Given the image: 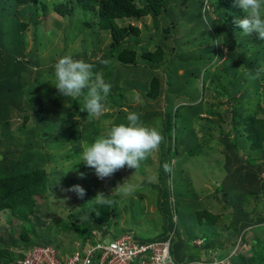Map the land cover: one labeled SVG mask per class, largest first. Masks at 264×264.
<instances>
[{"label": "trees", "instance_id": "trees-1", "mask_svg": "<svg viewBox=\"0 0 264 264\" xmlns=\"http://www.w3.org/2000/svg\"><path fill=\"white\" fill-rule=\"evenodd\" d=\"M206 2L211 3L218 14L216 18L212 17L209 25L214 33L220 31L224 40L221 49L212 46L220 52L218 58L225 53L223 47H228L223 72L227 73L228 67L239 72L241 58L234 55L239 54L243 55L242 62L247 60V67L253 68L254 73L258 74L256 81L252 83L255 86H249L248 78L243 80L244 83L240 82V85L246 87V92L242 86L232 87L231 96L236 101L231 111H222L220 102H211V98L205 101L200 98L198 87L201 85L197 84L195 89L189 83L193 70L191 64L186 61L177 63L178 44L170 46L168 54L162 43L173 35L176 36L175 31L179 29V16L173 14L175 8L179 7L183 11L179 13H184L190 28L194 22L202 21L206 24L203 20L204 16H208ZM25 5L31 6L26 11L29 16L26 20H21L17 9ZM53 10L68 21L65 33L71 28L77 31V37L82 34V50L68 55L77 59H89L87 49L94 37L92 54L95 59L89 63L94 65V72H102L105 81L112 85L110 94L103 101L107 112L97 119H87V112L80 111L83 97L79 100L63 97L46 80L47 77H54L53 65L57 61L56 57L52 58L51 49L46 48L48 34L42 30L41 17L48 14V6L42 0H0V214L8 215L9 222L16 219L32 223L33 220L40 224L42 218L36 212L41 210L38 196L45 195L47 199L50 192L57 193L58 174L52 173L58 171L65 174L86 167L83 162H79L83 149L77 143L79 144L82 135L91 144L114 124L127 123L126 116L129 112H136L146 126L155 124L146 122L150 119H161L163 128L159 132L163 136V142L160 145V183L152 184L160 192L159 203L170 218V225L154 237H141L136 233L139 240L166 239L175 229L172 225L173 212L170 213V210L171 207L177 208V200L173 181L168 182L172 180V173L166 172L163 165L172 158L185 156L187 160L202 151L204 148L201 147L208 143L224 146L229 153L235 152L240 146V139H243L242 149H246L248 153H244L243 159L233 157L231 160L235 162V171L242 172L237 183L245 185V191L238 188L239 185L233 190L232 184L230 189L235 198L226 188L220 190L218 187L208 194V197L216 199L211 211L202 210L195 215L200 225L205 222L204 217L209 218L205 223L210 224V230L196 231L197 233L191 230L184 237L176 228L175 235L179 236L182 245L174 243L173 238L171 252L175 257L174 249H186V261H195L204 259L201 256L202 250L219 249V257L222 258L226 256L229 247L235 246L240 236L247 239V232L251 227L264 228V117L259 116L264 112V40L258 39L255 32L249 36L242 33L237 21L244 14L236 6L235 0H60L53 4ZM74 15L78 17L74 19ZM148 17H151V26L144 24V29L140 28L138 23ZM31 24L33 44L27 51L26 33ZM40 29L45 35L39 32ZM232 30H235L236 35L241 34L243 41L252 42L253 48L249 44H242L238 38H233L235 34ZM143 32L145 40L141 38ZM156 35L160 36V43L147 48L146 40L155 38ZM46 49L49 50L48 53H45ZM64 55L67 54L63 52L61 56ZM104 60L109 61L106 66L101 63ZM183 60L180 57L179 61ZM181 69L187 71L183 73L180 72ZM201 70L202 67L200 72ZM32 72L34 75L30 82L23 85V73ZM207 82L201 86V95L206 90L210 91L216 80L213 78L208 85ZM250 88L253 89V96L251 93L247 95ZM236 94L239 96L235 97ZM183 96L189 98L185 99ZM33 102L39 108V123L36 126L30 121L31 109L35 108ZM185 107L189 108V112L179 120V111ZM19 114L24 119L17 132L29 136L22 139L23 142L13 131V126L20 119ZM184 116H188L187 123L182 121ZM75 117L80 119L74 120ZM80 125H83L82 129L79 128ZM187 133L192 139L190 146L186 144ZM252 160L255 163H251ZM149 161L147 159L146 163ZM144 163L145 161L140 164L139 169H146ZM73 180L74 178L71 181ZM224 183L222 187L226 185ZM104 199L107 203L89 202L88 206L75 211L77 213L70 214V218L67 217L65 221L62 219V226L66 229L75 228L78 239L83 241L91 237L94 230L108 234L110 227L118 224L121 198L119 194H112ZM226 212L233 214L232 222L227 226L226 221H221ZM179 213L181 217L183 212H177L178 222ZM184 217H187L185 213L182 215ZM218 222L219 225L215 226L214 223ZM229 227L233 233L228 231ZM127 230L132 231L123 229L121 233H114V236ZM186 230L188 231L187 226ZM31 232L42 239H34L26 231H18L14 225L0 231V264L16 263L24 256L21 250L35 245H50L53 241V235H43L36 228ZM197 237H202L203 241L200 245L193 246L190 242ZM259 239V235L255 234L248 252L250 256L240 251L232 254L231 264H264V241L259 243ZM182 256L181 254L177 258ZM185 259L178 261L185 262Z\"/></svg>", "mask_w": 264, "mask_h": 264}, {"label": "rangeland", "instance_id": "rangeland-1", "mask_svg": "<svg viewBox=\"0 0 264 264\" xmlns=\"http://www.w3.org/2000/svg\"><path fill=\"white\" fill-rule=\"evenodd\" d=\"M60 0H42V3L46 4L49 8V12L47 15L41 17L42 18V30L47 32L48 36L46 39L47 45L46 48L51 49V56L54 59L58 60V58L62 57L61 54L65 52L67 55L71 54V52L77 51L80 52L82 47L84 46L82 43V34L78 35L75 29H69L67 33L64 32L68 21L55 12L53 10V4ZM211 4V3H210ZM31 6H21L17 9V14L21 20H26L28 18V14L26 11L30 9ZM205 10L208 12V16H204L202 21L192 23L189 28L188 20L184 17V13L180 15L179 12H183L178 7L174 9V13L176 16H179V29L175 31L176 36L173 35L167 41H163L164 49L169 54L170 53V46H177V63L182 64L183 62H188L191 64L193 70H191L189 80L195 89H197V84L200 86L201 83H205V81L211 82L214 78L216 80L215 83L212 84L211 90H206L204 95L202 94L201 86L198 87V91L200 93V98L203 100H207L211 98V102H220V108L222 111L224 110H232L234 107L235 98L231 96L232 87L234 89L237 87L242 88L246 92V87L244 85H240V82L244 83L243 80L245 78L249 79V86H255L252 83L256 81L258 74L254 73V69L251 67H247V60L242 62V56L239 54H234L236 58H241V63L239 65L240 70L232 69L228 67L226 72H223L224 63L223 57H220L219 51L215 49H221L224 40L222 39V33L217 31V33L213 32V28L209 25L210 21L212 20V13L217 14L216 10H213L212 7L206 8ZM218 15V14H217ZM78 16L74 15L73 18L76 19ZM144 24L151 26L152 20L151 17L148 19L141 20L138 23V26L144 29ZM163 25V23H161ZM153 26V25H152ZM211 28H210V27ZM156 28V27H154ZM189 28V29H188ZM193 29H199L196 32H193ZM211 29V32L209 31ZM227 29V28H226ZM225 29V31H226ZM32 30L33 24L29 25V29L27 30V51L31 49L32 46ZM146 30V29H145ZM224 31V30H223ZM224 31V32H225ZM41 34V29L39 31ZM233 34L232 37L238 38L241 43L249 44V47L253 48V44L250 41H243V36L241 34H237L235 30L231 31ZM74 34H76L74 36ZM181 35H185V37H179ZM191 35V36H190ZM209 36V37H208ZM145 33L141 34V38L145 40ZM157 36L154 38H148L146 40L145 45L147 48L151 46H157L160 43L159 38ZM222 37V38H221ZM231 37V38H232ZM90 47H88L87 52L89 59L83 58L84 61L89 62L94 61L95 57L93 52L94 48V37L91 38ZM89 42V41H88ZM144 42V41H142ZM46 49L45 53H48L49 50ZM224 51L227 53L228 47H223ZM46 56V55H45ZM240 56V57H238ZM180 57L184 59L183 61H179ZM77 59L76 57H73ZM82 59V58H81ZM221 59V60H220ZM235 59V58H233ZM48 64V63H47ZM230 64V63H228ZM202 70L200 72V68ZM233 70V71H231ZM187 70H184V73ZM182 72V70H180ZM189 73V72H188ZM34 73H23L22 75V84L26 85L32 79ZM183 75V74H182ZM219 77V79H218ZM46 80L52 82L54 81V77H47ZM207 82V83H208ZM239 82V84H238ZM188 83V84H189ZM242 86V87H241ZM54 87V85L52 86ZM55 88V87H54ZM186 91V90H185ZM197 91V90H196ZM220 93V94H218ZM251 93V96L254 95L253 89L250 88V91H247V95ZM239 94H236L235 97H238ZM249 96V95H248ZM183 98L188 99L189 97L183 96ZM258 103V100L256 104ZM34 109H31L30 113V121H33V125L36 126L39 123L38 114L39 108L35 102ZM264 104V102H263ZM157 106V104L155 105ZM158 106L156 110H158ZM189 108L185 107L179 111L178 119L181 120V116L183 114H188ZM107 112V110H106ZM194 116V115H193ZM259 116L264 117V112L260 113ZM18 117L20 118L17 123L13 126L14 133L17 137L20 138V141L23 142L22 139H26L29 136L25 134H18L17 130L19 126L22 124V120L24 119L22 114H19ZM80 119L75 117L74 120ZM144 120V119H143ZM188 122V116H184L182 121ZM147 123H155L151 125H147L148 127L155 128L158 131L163 128L161 119H150L146 121ZM196 127L197 124H196ZM80 129L83 128V125L79 126ZM198 129V128H197ZM29 135V134H27ZM174 138V137H173ZM186 144L192 145V139L189 137L187 133ZM200 142V141H198ZM240 146L238 150L235 152L229 153L228 150H225L224 146H217L212 143H208V145H203L204 148L200 151L197 155L190 157L189 159L185 160V156L179 159L172 158L167 161V164L173 167L172 173V180L170 179L168 182L172 183L174 187V193L177 200V208L171 207L170 213L172 212H183L187 215V217L182 218L183 213H179V222L172 220L173 228H177V232H182L184 237L187 236L191 230L193 233H197L196 231H204L208 230L210 224H206L208 222L207 217H204L203 225L197 223L196 213H201L202 210L211 211L212 205H214L216 199L212 197H208V194H211L214 190L218 187L220 190L226 188L225 190L229 189L230 195L235 198V195L232 193L230 189L231 185L233 184L234 189H236V185L238 188H242L245 191L244 186L238 184L237 182L241 179L242 172L235 171L233 167L234 160H231L233 157H244V153L247 154L248 151L246 149H242L244 147L242 144L243 139L239 141ZM84 144H88L87 139L81 137L79 144L77 146L82 148ZM71 146H69L70 148ZM67 148V149H69ZM73 149V148H72ZM71 149V150H72ZM222 150V151H221ZM253 153V152H252ZM250 154H248L249 156ZM162 157V152L159 150L153 153L148 159L149 162L145 165L146 169L141 167V169H134L128 168L125 166L124 168L117 170L112 176L107 177L105 179H99L94 169H90L88 167L80 168L71 172H66L65 174L60 173L58 171L53 172L52 174H58V179L56 181V188L57 193H49L48 198L47 196L41 195L38 196V202L41 203V210L36 211L37 215L42 218V222L38 224L36 221L32 220V223H25L20 222L19 220L12 219L10 222L8 221V215L0 214V231H4L5 229H9L11 226H16L17 230H24L26 231L30 237L34 239H42V237H36L32 235V229L36 228L37 232L42 233L43 235H53V241L51 244L56 246V248L62 252L64 255L71 253L76 247L77 243L80 241L77 236V232L75 228L66 229L62 226V219L70 218L69 215L73 213H77L75 211L81 210L83 207L88 206V203H96V196L98 194H103L104 198L111 196L112 194H119L121 200L119 201L120 204V216L118 218V224L110 227L109 235L112 233H121L123 229H130L134 230L138 233L141 237H154L159 232L164 231L168 225H170V218L168 217V213L164 212L163 206L159 203L160 192H158L156 187H153L152 183H160L159 180V166H160V159ZM245 158V157H244ZM243 159V158H242ZM236 160V159H235ZM238 160V159H237ZM231 161V162H230ZM246 163H249L246 161ZM251 163H255V160H252ZM147 170V171H146ZM81 173L84 175L81 176ZM169 173V174H170ZM72 178H74L73 181ZM227 179V180H226ZM226 180V182H225ZM132 185L134 190L131 195L125 197L122 196L117 190H115L119 185L125 183ZM225 182V183H224ZM224 183V187L221 185ZM81 185L85 189V195L83 198L78 197L75 192L68 191V189L73 185ZM229 187V188H227ZM157 190V191H156ZM231 191V192H230ZM218 201V200H217ZM165 208V206H164ZM179 208V209H178ZM178 209V211H177ZM215 211V210H212ZM218 211H222L218 209ZM216 212V211H215ZM71 216V215H70ZM233 214L226 212L223 214L221 221H226L227 226L229 223L232 222ZM174 221V222H173ZM220 221V220H219ZM31 222V221H30ZM196 223V224H195ZM211 223V222H209ZM40 225V227H39ZM188 231L186 230V226ZM215 226L219 225L218 223H214ZM224 226V229H225ZM44 228V229H43ZM227 228V227H226ZM248 230L247 239H244V236H240L238 241L236 242L235 246L229 247L226 253V256L220 258V250H202L201 256H203V260H195L190 261L185 259L184 255H187L186 249H174V255L176 259L184 260L187 262L186 264H231V254L235 252H241L246 254V256H250L249 250L252 247V239H254V235L258 234L260 239L258 242L264 241V228H255ZM228 231L233 233L232 228H228ZM210 230V229H209ZM227 230V229H226ZM128 231V230H127ZM103 232V231H102ZM104 233V232H103ZM227 233V232H226ZM226 233L224 237L226 238ZM95 234H101L99 231H95ZM176 234V232H175ZM41 234H39L40 236ZM102 235V234H101ZM6 236V235H4ZM49 236V235H48ZM223 237V239H224ZM16 238V237H15ZM14 238V239H15ZM33 239V240H34ZM202 240V237H197L194 241L190 243L193 246H198V241ZM245 240V241H243ZM54 242V243H53ZM176 242L177 245H182L181 239L179 236H174V243ZM228 244V243H227ZM11 246V245H10ZM13 248V247H12ZM189 249V247H188ZM192 250L194 248H191ZM198 249V248H197ZM235 251V252H234ZM183 255L180 258V255ZM191 254V251H190ZM200 254V253H199Z\"/></svg>", "mask_w": 264, "mask_h": 264}, {"label": "clouds", "instance_id": "clouds-1", "mask_svg": "<svg viewBox=\"0 0 264 264\" xmlns=\"http://www.w3.org/2000/svg\"><path fill=\"white\" fill-rule=\"evenodd\" d=\"M235 4L244 14L243 18L237 21L243 30L242 33L249 36L255 32L258 39L264 40V0H235ZM210 7L215 10L212 4L206 2V8ZM211 16L216 18L217 14L212 13ZM101 63L106 66L109 61L104 60ZM53 68L54 81L51 83L59 95L73 100L83 97L80 111L87 112L89 120L97 119L105 114L106 106L103 101L110 94L112 85L105 81L102 72H94L92 63L83 59H75L71 55H64L58 58ZM181 70L184 73V70ZM126 121L127 123L114 124L105 134L97 137L93 143L82 146L79 162L94 169L99 179L110 177L125 166L138 169L142 162L159 150L163 142L162 134L157 129L143 124L140 114L129 112ZM163 167L166 172L172 170L167 163ZM83 175L81 173V176ZM115 190L127 197L132 194L134 188L125 182ZM68 191L75 192L80 198L85 195V189L78 184L71 186ZM95 200L99 204L107 203L102 193L98 194ZM136 238L138 237L136 236ZM81 241L83 240L79 242Z\"/></svg>", "mask_w": 264, "mask_h": 264}, {"label": "built area", "instance_id": "built-area-1", "mask_svg": "<svg viewBox=\"0 0 264 264\" xmlns=\"http://www.w3.org/2000/svg\"><path fill=\"white\" fill-rule=\"evenodd\" d=\"M173 218L177 222V212H173ZM92 234L84 242H78L71 254L63 255L51 244L35 245L21 250L24 256L16 263L5 264H186L171 252L175 229L168 238L152 241L139 240L133 231L114 236L94 230ZM197 243L200 245L202 240Z\"/></svg>", "mask_w": 264, "mask_h": 264}, {"label": "crops", "instance_id": "crops-1", "mask_svg": "<svg viewBox=\"0 0 264 264\" xmlns=\"http://www.w3.org/2000/svg\"><path fill=\"white\" fill-rule=\"evenodd\" d=\"M222 57H223V60H222V61L224 62V60H225L226 57H227V53L225 52L224 55H223ZM208 84H209V83H207V85H208ZM200 85L202 86L203 83H201ZM254 227H255V226H254ZM255 228H256V227H255ZM251 229H253V227H251L249 230H251Z\"/></svg>", "mask_w": 264, "mask_h": 264}]
</instances>
